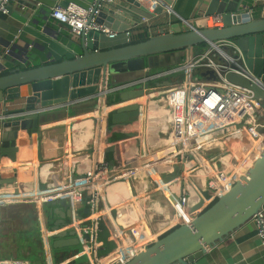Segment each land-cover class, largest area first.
Instances as JSON below:
<instances>
[{
    "label": "crops",
    "instance_id": "1",
    "mask_svg": "<svg viewBox=\"0 0 264 264\" xmlns=\"http://www.w3.org/2000/svg\"><path fill=\"white\" fill-rule=\"evenodd\" d=\"M91 1L13 0L9 12L0 18V74L16 68L10 60L13 57L18 62V56L25 55L24 49H31L46 62L70 59L82 53L75 43L77 37L69 26L51 16V10L56 5L67 6L69 3L87 6ZM171 1L174 12L166 10L163 5H154V0H114L112 5L117 7L118 13L122 11L121 25L125 26L121 31L115 30L118 34L114 38L103 33L102 47H115L128 42V30L132 35L133 32L147 28L151 36L162 31L168 32L178 25L182 30H187L190 26L182 19L198 28L214 27V18L206 15L210 0ZM244 2L254 17H264V0ZM10 50L18 56L12 55L7 60L5 57H8ZM194 51L199 53L203 50L197 46ZM183 81V73L170 74L151 83L155 88L142 96L122 99L123 93L138 86L107 91L102 96L105 108H97L98 103H102V97L98 96L97 101H91L96 96L95 93L79 99L80 102L70 110L45 113L46 122L38 128L41 132L39 139L42 160L38 159L37 148L19 150L15 160L2 159L0 173H12L16 167L18 184L0 183V193L34 192L43 187L39 185L40 176L46 187L41 190L59 189L77 182L91 172L100 160H107L113 167L120 166L136 172L130 177V181L120 180L103 192L101 221L107 220L108 230H112L116 237L117 230L129 232L134 229L139 235V240L134 245L152 241L177 224L175 203L184 184H205L203 174L197 170L201 176L199 177L193 171L192 162L183 167L182 175L170 183L163 182L159 176L170 174L178 162L173 157H165L175 150L174 143L179 139L169 109L170 97L167 96ZM123 82L126 81L116 82L109 76L108 86L102 85L100 93H105L108 87ZM132 103L139 104V116L135 121L126 123L114 120L117 108ZM25 105L23 99L8 101L7 106L0 102V119L4 120L9 114L12 116ZM53 108L55 107L46 109ZM99 114L103 116V122L98 119ZM232 128L234 126L227 131ZM127 131H132L134 135L122 138ZM260 131L264 134V127ZM233 137L234 134L227 139L205 143L199 154L202 164L209 163L208 157L213 155L215 160L223 159L225 167L233 165L237 160L234 148L241 149L239 143L242 141L251 144L246 130L238 132V143L233 141ZM21 139L18 138L17 142ZM29 140L36 145L37 135L28 138V144ZM115 145L118 146L117 149L113 148ZM247 149L243 148V156ZM21 152H29L30 155L25 157ZM218 165L222 166L219 163ZM55 201L58 203L54 205L18 204L3 209L0 230L2 224L4 225L2 219H7L11 230H26L37 226L41 232L44 251L50 255V264H87V257L83 254L80 243L57 249L52 246L56 233L67 231V238H71L74 230L79 237L78 232L91 224L92 209L87 197L77 206L68 201L71 214L68 213L69 208L66 205L59 203V199ZM102 232L101 228L100 255L105 254L108 243L113 241L112 237L109 238L108 234L104 235ZM102 237H106V240ZM8 241L12 242L11 238ZM113 249L116 250L115 247ZM45 262L49 264L46 256ZM188 264H264V249L257 236L255 224L252 220L247 222Z\"/></svg>",
    "mask_w": 264,
    "mask_h": 264
},
{
    "label": "water",
    "instance_id": "2",
    "mask_svg": "<svg viewBox=\"0 0 264 264\" xmlns=\"http://www.w3.org/2000/svg\"><path fill=\"white\" fill-rule=\"evenodd\" d=\"M171 3V0H166ZM115 5L105 6L97 17L100 24L112 30L121 31L123 13ZM222 14V27L198 28L194 25L187 30L175 26L172 30L152 35L144 41L128 43L115 47L103 48V33L91 30L87 34L76 36V44L82 53L70 59L46 62L31 49H24L25 55L18 56L12 50L8 52L18 56V62L10 60L16 68L6 74H0V102L7 106L8 101L23 99L25 106L12 116L0 119V163L2 159L15 160L22 147L27 150L38 149L41 161L40 124L45 123V113L67 111L74 108L79 99L95 94L91 101L106 94L100 93V87L108 86V77L116 82L140 79L152 72L180 65L193 54L195 48L203 43L217 44L220 40L233 39L244 51L250 68L257 76L264 77V17H254L244 0H210L206 15ZM4 15H1L3 17ZM208 79H217L212 70L201 74ZM228 79L238 85L253 90L259 100L262 112L258 118L264 120V90L241 75L230 73ZM168 83H170L168 81ZM147 86V85H146ZM154 88L149 89L152 91ZM147 93L144 86L122 94V99L142 96ZM181 90L171 91L167 97L172 103L179 100L173 95H180ZM103 97L101 98V100ZM89 100V99H87ZM83 101V99H82ZM104 105L98 103L97 108ZM55 107L53 109H46ZM139 116V104L132 103L117 108L114 120L133 122ZM243 123L238 124L240 126ZM128 130V128H127ZM37 135V144L33 145L28 138ZM122 138L134 135L127 131ZM18 138H22L17 142ZM113 148H118L115 145ZM127 155V154H126ZM168 174H160L163 182L170 183L182 175L183 165L175 164ZM41 169V168H39ZM17 169L12 173H0V183L17 185ZM40 175V173H39ZM42 176L39 177L41 189H45ZM156 183V182H155ZM187 197L188 209L201 208L190 225L181 224L172 227L150 243L144 250L123 264H188L204 254L209 248L224 240L225 237L251 221L264 205V149L261 155L249 167L241 180L236 181L223 195L211 203H206L212 195L208 188H200ZM90 200L91 192H87ZM58 201L52 202L56 204ZM59 203L69 208L66 198ZM89 206V205H88ZM69 208V214L70 213ZM67 231L54 235L53 248L66 245L76 246L80 241L72 230V237L67 238ZM132 238V235L130 236ZM106 240V237H102ZM121 243L117 238L115 247ZM107 245V243H105ZM112 250H105V254Z\"/></svg>",
    "mask_w": 264,
    "mask_h": 264
},
{
    "label": "built area",
    "instance_id": "3",
    "mask_svg": "<svg viewBox=\"0 0 264 264\" xmlns=\"http://www.w3.org/2000/svg\"><path fill=\"white\" fill-rule=\"evenodd\" d=\"M12 1L0 0V18L1 15L9 12V6ZM113 2L114 0H92L87 6H82L78 3H69L67 6L56 5L51 10V16L60 23L69 26L75 36L87 34L91 30H97L114 38L118 34L117 31L97 21L101 10L105 6L113 4ZM154 5H163L166 10L174 12L171 4L166 0H154ZM211 16L214 18V27L223 26L222 14ZM182 20L188 27L192 26L189 21ZM126 34L128 41H130L131 31L128 30ZM146 70L150 71L148 75L108 87L105 92L141 85L144 86V90L148 91L151 88H155L151 85L155 80L170 74L183 73L184 81L172 90H181L180 95H173L174 98L178 96L180 98L172 103L171 108L179 139L174 143L175 150L170 151V154L165 157H173L178 161L177 164H182L184 167L192 162L194 164V167H192L193 171L197 172L196 176L201 177L197 171L199 170L203 174V178H205L203 186L184 184L182 193L175 203L177 216V224L175 226L181 224L190 225L198 212L197 210H194V212L188 209V195L190 193L194 194L196 190L200 191V188H208L212 191V195L206 200V203H211L223 195L236 181L242 179L264 149V134L260 131V128L264 127V120L258 118L262 112L261 104L255 97L253 90L231 82L227 75L230 73L241 75L263 90L264 77L254 74L244 51L233 39L220 40L217 44H208L204 51L190 54L180 65L170 66L155 72H152L148 67H146ZM198 70L202 72L212 70L216 74L217 79H208L201 75L202 72L197 73ZM169 100L170 106L171 98ZM101 107L105 108V105ZM98 119L103 122L102 115L99 114ZM240 123L243 124L238 126ZM232 126L234 128L231 131H227ZM243 128L252 138V144L248 145L247 152L241 159H237L233 165H228L227 168L223 159L218 158L219 160H215L216 157L210 155L208 157L209 163L202 164L203 161H201L199 154L205 143L216 139H227L234 132H240ZM217 162L222 166H219ZM209 164L212 168H209ZM135 172L133 169L129 171L120 166L113 167L107 160H100L91 172L77 182L74 181L59 189L51 191L37 189L34 192H1L0 224L1 212L9 206L18 204L39 206L50 204L61 198H66L71 205L77 206L82 204L87 192L90 191L91 197L88 203L92 209V222L87 227H84V230L81 229L78 232L81 249L87 257V264H123L160 236L142 245H134L139 240V235L134 229H130L129 232L117 230V238L120 239L121 243L115 247L116 250L113 249L110 253L104 255L99 254L100 222L103 217L101 213V203L104 200L103 192L120 180L130 181V177ZM252 221L255 224L257 236L264 249V205L254 215ZM131 235L132 238L130 237ZM45 256L50 264V255H48L47 251ZM0 264H31V262L28 259L17 256L2 257L0 255Z\"/></svg>",
    "mask_w": 264,
    "mask_h": 264
},
{
    "label": "trees",
    "instance_id": "4",
    "mask_svg": "<svg viewBox=\"0 0 264 264\" xmlns=\"http://www.w3.org/2000/svg\"><path fill=\"white\" fill-rule=\"evenodd\" d=\"M151 37V34L147 30V28H142L140 31L133 32L130 38V41L125 42L124 44L128 43H134L139 41L147 40ZM122 44V45H124ZM208 46L207 43H203L199 45L198 47L201 48V50H205V48ZM203 48V49H202ZM202 52V51H201ZM4 72L2 74L8 73ZM6 219H2L4 222ZM101 228L103 229L104 235L108 234L109 238L112 237L113 241L108 243V249H113L115 247L114 242H116L117 237L115 236L114 232L111 230H108V222L107 220H102L100 222ZM3 226V224H2ZM8 227V226H7ZM6 227H2L0 230V251L2 254H4L7 257L17 256L20 258L28 259L31 264L37 263V264H44L45 262V251L43 242L41 239V232L37 226H34L33 228H29L26 230H4ZM10 228V226H9ZM7 231V232H5ZM9 238H11L12 242H9ZM23 250H26L27 253H22ZM8 251V252H7ZM4 252V253H3ZM7 252V254H5ZM13 252L17 253V255H13Z\"/></svg>",
    "mask_w": 264,
    "mask_h": 264
},
{
    "label": "bare ground",
    "instance_id": "5",
    "mask_svg": "<svg viewBox=\"0 0 264 264\" xmlns=\"http://www.w3.org/2000/svg\"><path fill=\"white\" fill-rule=\"evenodd\" d=\"M243 130H245L244 128H243ZM234 134V137H233V141L234 142H236V143H238V140L240 139H238V132H234L233 133ZM249 135V134H248ZM250 137V136H249ZM251 138V137H250ZM252 139V138H251ZM249 143H252V140L249 142ZM240 144V147H241V149H239L238 150V148H234V151H235V153L237 154V159H241L242 158V153H243V148L245 147V146H247V143L246 142H243L242 141V143H239ZM246 148V147H245ZM25 149L22 147V151H24ZM22 153V156H28V155H30V153L29 152H21ZM24 153H26V154H24ZM209 168H212V166L209 164ZM196 211V210H195ZM194 211V212H195Z\"/></svg>",
    "mask_w": 264,
    "mask_h": 264
},
{
    "label": "rangeland",
    "instance_id": "6",
    "mask_svg": "<svg viewBox=\"0 0 264 264\" xmlns=\"http://www.w3.org/2000/svg\"><path fill=\"white\" fill-rule=\"evenodd\" d=\"M147 84H148V83H147ZM248 140H249V139H248ZM251 144H252V143H251ZM245 147H246V149H247V148H248V144H247V146H245ZM200 210H201V208L198 209L197 212L200 211ZM5 218H6V217H5ZM6 220H7V219H6ZM6 220L4 221V225H3L4 227H6L4 230L10 231L11 229H10L9 227H7V226H9V225H8V221H6ZM7 231H5V232H7ZM7 252H8V251H7ZM7 252H6L5 254H7ZM3 253H4V252H3ZM22 253H27V251H26V250H23ZM15 254L17 255V253L13 252V255H15ZM0 255H1L2 257H7V256H5L4 254H2L1 252H0ZM13 257H14V256H13ZM15 257H16V256H15ZM34 264H37V263H34ZM44 264H46V263H44Z\"/></svg>",
    "mask_w": 264,
    "mask_h": 264
}]
</instances>
